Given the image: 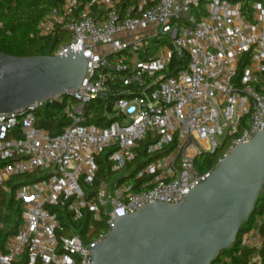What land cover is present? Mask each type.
Instances as JSON below:
<instances>
[{
    "label": "built area",
    "instance_id": "obj_1",
    "mask_svg": "<svg viewBox=\"0 0 264 264\" xmlns=\"http://www.w3.org/2000/svg\"><path fill=\"white\" fill-rule=\"evenodd\" d=\"M58 26L68 40L50 55L82 52L87 71L79 88L0 113V264H90L118 217L181 203L214 169L199 157L220 152L218 163L264 131V0H62L37 34ZM175 55L188 66L167 75ZM96 99L101 116L88 111ZM55 101L67 122L52 134L37 111ZM18 176H29L14 181L19 224L3 203ZM86 213L83 239L74 222ZM261 223L240 249L262 247Z\"/></svg>",
    "mask_w": 264,
    "mask_h": 264
},
{
    "label": "water",
    "instance_id": "obj_2",
    "mask_svg": "<svg viewBox=\"0 0 264 264\" xmlns=\"http://www.w3.org/2000/svg\"><path fill=\"white\" fill-rule=\"evenodd\" d=\"M86 55L0 52V113L79 88ZM264 187V131L236 146L181 203H151L118 217L90 247V264H214L235 243Z\"/></svg>",
    "mask_w": 264,
    "mask_h": 264
},
{
    "label": "trees",
    "instance_id": "obj_3",
    "mask_svg": "<svg viewBox=\"0 0 264 264\" xmlns=\"http://www.w3.org/2000/svg\"><path fill=\"white\" fill-rule=\"evenodd\" d=\"M81 3H85L87 0H80ZM62 0H0V22L3 26L0 28V52L12 56H35V55H50L61 44L68 40V34L65 29L58 26L56 30L47 36H39L37 34V25L43 17L47 15L49 10L55 6H60ZM161 42V41H160ZM188 66V57L173 56L169 66L166 69L167 75L173 74L177 70L185 69ZM120 72L114 71V74ZM62 103L55 101L53 103L46 104L42 109L37 111V119L40 126L50 130L52 134L58 133L62 127L66 124V120L63 117ZM103 101L101 99L94 100L88 105V111H95L96 115L101 116L103 114ZM108 153L101 154L98 157L100 164L99 176L106 174V169L109 174V163L107 162ZM220 152L213 155L202 156L197 159V165L201 171H209L216 166ZM141 160V159H140ZM138 160L133 166L134 171L129 178L125 180L129 183L133 182V177L136 171H138L143 164L152 160L147 158L146 161ZM132 169V166L128 167ZM29 176H18L11 180L12 196L6 202H3L8 209V217L17 219L19 224L21 216V205L14 197V188L17 181L19 183L26 182L25 179ZM31 179V178H30ZM264 215V190L259 194L253 213L243 223L240 232L235 243L229 249L222 251L217 256V261L214 264H257L253 262V257L259 254L261 257V263L264 264V223L259 225V230L263 239V244L260 249L257 248H239V240L245 232L254 227L255 219L257 216ZM91 214L86 213L84 217L74 222L76 226V232L83 239H86V234L91 225ZM17 228L13 231H6V235L15 233ZM94 231L92 234H96ZM226 259V260H225Z\"/></svg>",
    "mask_w": 264,
    "mask_h": 264
},
{
    "label": "crops",
    "instance_id": "obj_4",
    "mask_svg": "<svg viewBox=\"0 0 264 264\" xmlns=\"http://www.w3.org/2000/svg\"><path fill=\"white\" fill-rule=\"evenodd\" d=\"M258 219V220H257ZM256 219V222H257V225L260 223V222H264V216H260ZM256 225V226H257Z\"/></svg>",
    "mask_w": 264,
    "mask_h": 264
},
{
    "label": "rangeland",
    "instance_id": "obj_5",
    "mask_svg": "<svg viewBox=\"0 0 264 264\" xmlns=\"http://www.w3.org/2000/svg\"><path fill=\"white\" fill-rule=\"evenodd\" d=\"M131 52H134V51H131ZM262 190H264V187H263V189ZM264 216V215H263ZM258 217H260V216H257L256 217V219L258 218ZM256 219H255V224H254V227H256V225H257V222H256ZM258 220V219H257ZM226 260V259H225Z\"/></svg>",
    "mask_w": 264,
    "mask_h": 264
}]
</instances>
